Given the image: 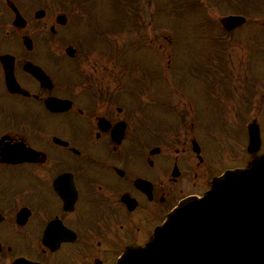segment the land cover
I'll return each instance as SVG.
<instances>
[{
  "label": "flooded vegetation",
  "instance_id": "flooded-vegetation-1",
  "mask_svg": "<svg viewBox=\"0 0 264 264\" xmlns=\"http://www.w3.org/2000/svg\"><path fill=\"white\" fill-rule=\"evenodd\" d=\"M200 1L245 16L222 27L235 49L215 104L242 144L231 166L212 154L206 84L161 81L160 7L0 0V264H116L181 199L264 151L247 146L264 119V0ZM149 43L158 65L133 66Z\"/></svg>",
  "mask_w": 264,
  "mask_h": 264
},
{
  "label": "water",
  "instance_id": "water-1",
  "mask_svg": "<svg viewBox=\"0 0 264 264\" xmlns=\"http://www.w3.org/2000/svg\"><path fill=\"white\" fill-rule=\"evenodd\" d=\"M250 135L253 149L258 134ZM117 264H264V153L225 170L201 198L181 201L144 246L126 249Z\"/></svg>",
  "mask_w": 264,
  "mask_h": 264
},
{
  "label": "rangeland",
  "instance_id": "rangeland-1",
  "mask_svg": "<svg viewBox=\"0 0 264 264\" xmlns=\"http://www.w3.org/2000/svg\"><path fill=\"white\" fill-rule=\"evenodd\" d=\"M95 1L100 2V0ZM154 1L156 2V0ZM158 1L161 5V22L164 24L165 35L163 59L164 64L167 66L169 61L171 67L169 71H164V73H168V76L163 77L162 82L166 86L195 84L199 90H204L206 84L209 97L214 103L209 132L213 157L221 158L222 153H225L231 158L228 163H233L232 159H237L242 154V144L236 138V135L240 136V132L235 123H228L221 116V107L215 104L222 101L224 88L227 85L224 74H222L228 65L222 56L224 43L220 36L223 34L217 24H213L214 19L221 18L224 9L221 3L217 9H207L197 0ZM209 23L211 25L206 26ZM155 35L156 32H153V36ZM231 39L230 37L225 41L230 42ZM261 43L257 46L260 50L264 49ZM140 48L146 54L135 58L137 63L134 62L133 66H157L156 52L153 49H148L146 45ZM232 49L235 47L233 46ZM254 60L256 66H264L263 55L255 54ZM252 66V63L248 64L250 69ZM140 75L138 74L136 77L137 83V78ZM261 137L264 141V119L261 122Z\"/></svg>",
  "mask_w": 264,
  "mask_h": 264
}]
</instances>
